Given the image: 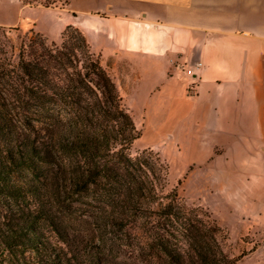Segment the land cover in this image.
Segmentation results:
<instances>
[{
	"label": "trees",
	"instance_id": "1",
	"mask_svg": "<svg viewBox=\"0 0 264 264\" xmlns=\"http://www.w3.org/2000/svg\"><path fill=\"white\" fill-rule=\"evenodd\" d=\"M138 137L78 27L6 49L0 264H237L216 220L166 191L169 163L131 154Z\"/></svg>",
	"mask_w": 264,
	"mask_h": 264
},
{
	"label": "crops",
	"instance_id": "2",
	"mask_svg": "<svg viewBox=\"0 0 264 264\" xmlns=\"http://www.w3.org/2000/svg\"><path fill=\"white\" fill-rule=\"evenodd\" d=\"M61 2L0 0V27L30 19L55 42L78 27L134 117L161 121L171 178L254 217L264 246V0Z\"/></svg>",
	"mask_w": 264,
	"mask_h": 264
},
{
	"label": "rangeland",
	"instance_id": "3",
	"mask_svg": "<svg viewBox=\"0 0 264 264\" xmlns=\"http://www.w3.org/2000/svg\"><path fill=\"white\" fill-rule=\"evenodd\" d=\"M30 1L36 6L43 5V7H51L54 6V3L58 2V0ZM32 6L33 5L30 7ZM36 34L38 33L34 30L33 21L30 19L25 20L24 27H0V64L3 65V68L0 69V81L4 83V85H6V49H11L13 46H19L26 35L34 37ZM60 42L61 39H59L58 44H60ZM48 43L50 44L51 41L48 40ZM124 103L131 112L136 128L139 132V137L134 141L130 148L131 154L136 156L144 150H152L169 163L163 155V147L165 143L160 130L161 121L159 123V120L135 118L130 103L126 100H124ZM173 167L176 170V166ZM175 170L174 172H176ZM173 189L178 191L179 195L184 199L188 206L192 208H202L212 219L216 220L223 230L221 235L224 236V250L232 258L237 260V264H264V246H262V241L259 237L258 222L254 217L243 215V220L240 216L239 219H231L224 215L223 211L226 210L222 203L213 204L218 202L215 198H198L195 194L186 190L182 178L172 179L171 176H169L166 191Z\"/></svg>",
	"mask_w": 264,
	"mask_h": 264
},
{
	"label": "built area",
	"instance_id": "4",
	"mask_svg": "<svg viewBox=\"0 0 264 264\" xmlns=\"http://www.w3.org/2000/svg\"><path fill=\"white\" fill-rule=\"evenodd\" d=\"M58 2H61V0H58ZM201 66V63L196 64L195 66H191L190 68L186 69V73L190 76L196 75L195 68H199ZM198 84L196 81H192L189 86V92L196 93Z\"/></svg>",
	"mask_w": 264,
	"mask_h": 264
}]
</instances>
